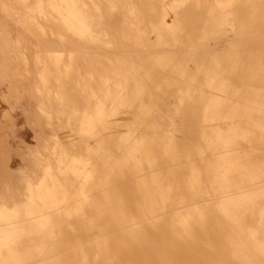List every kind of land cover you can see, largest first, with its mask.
I'll return each instance as SVG.
<instances>
[{
  "label": "bare ground",
  "instance_id": "obj_1",
  "mask_svg": "<svg viewBox=\"0 0 264 264\" xmlns=\"http://www.w3.org/2000/svg\"><path fill=\"white\" fill-rule=\"evenodd\" d=\"M50 7L89 36L74 1ZM108 45L114 66L78 134L58 125L63 158L0 210V264H264V86L161 39L147 59ZM154 85L175 90L168 110Z\"/></svg>",
  "mask_w": 264,
  "mask_h": 264
},
{
  "label": "rangeland",
  "instance_id": "obj_2",
  "mask_svg": "<svg viewBox=\"0 0 264 264\" xmlns=\"http://www.w3.org/2000/svg\"><path fill=\"white\" fill-rule=\"evenodd\" d=\"M51 1L0 0V210L24 202L51 160L63 158L58 125L77 135L101 95L95 81L105 85L114 66L109 37L137 59H147L161 39L176 59L201 53L237 81L264 86V0H211L210 13L202 0H72L92 27L85 37ZM151 88L159 108L175 103L172 87ZM186 111L181 120L190 127L195 118Z\"/></svg>",
  "mask_w": 264,
  "mask_h": 264
},
{
  "label": "crops",
  "instance_id": "obj_3",
  "mask_svg": "<svg viewBox=\"0 0 264 264\" xmlns=\"http://www.w3.org/2000/svg\"><path fill=\"white\" fill-rule=\"evenodd\" d=\"M38 1H39V0H35V3H38ZM14 8H15V7H14ZM1 22H2V21H0V23H1ZM10 29L13 30V28H10ZM10 34L12 35V32H10ZM19 39H20L21 44H23V43H24L23 40H24L25 38H24L22 35H19ZM22 41H23V42H22Z\"/></svg>",
  "mask_w": 264,
  "mask_h": 264
}]
</instances>
